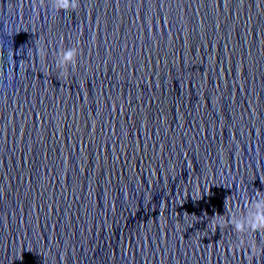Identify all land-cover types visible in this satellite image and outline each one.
<instances>
[{
    "label": "water",
    "instance_id": "obj_1",
    "mask_svg": "<svg viewBox=\"0 0 264 264\" xmlns=\"http://www.w3.org/2000/svg\"><path fill=\"white\" fill-rule=\"evenodd\" d=\"M51 3L0 0V264H264V0Z\"/></svg>",
    "mask_w": 264,
    "mask_h": 264
},
{
    "label": "clouds",
    "instance_id": "obj_2",
    "mask_svg": "<svg viewBox=\"0 0 264 264\" xmlns=\"http://www.w3.org/2000/svg\"><path fill=\"white\" fill-rule=\"evenodd\" d=\"M78 6V0H52L51 9L60 12L75 10ZM39 54H45L43 49H38ZM78 52L76 48L60 49L56 55V67L64 74H67L69 67L74 70L76 67ZM244 202V211L229 212V205L224 203L225 213L219 216L220 227L225 224L230 225L235 233L238 234L236 242L237 247H246L253 257L264 255V243H258L255 239L256 234L264 236V192L256 191L254 196L247 193L242 197ZM217 227L213 222V229Z\"/></svg>",
    "mask_w": 264,
    "mask_h": 264
}]
</instances>
